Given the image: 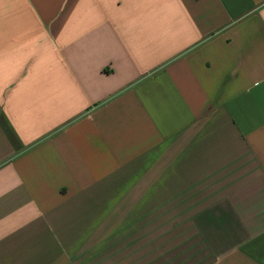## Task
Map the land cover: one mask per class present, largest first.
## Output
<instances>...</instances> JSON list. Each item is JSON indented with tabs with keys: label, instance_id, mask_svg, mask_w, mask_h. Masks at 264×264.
I'll return each mask as SVG.
<instances>
[{
	"label": "crops",
	"instance_id": "obj_1",
	"mask_svg": "<svg viewBox=\"0 0 264 264\" xmlns=\"http://www.w3.org/2000/svg\"><path fill=\"white\" fill-rule=\"evenodd\" d=\"M0 264H264V0H0Z\"/></svg>",
	"mask_w": 264,
	"mask_h": 264
}]
</instances>
